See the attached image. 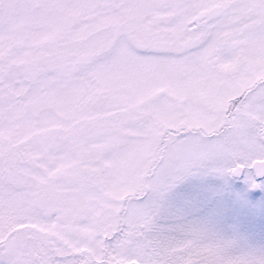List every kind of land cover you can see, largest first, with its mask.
<instances>
[{
    "label": "snow or ice",
    "instance_id": "snow-or-ice-1",
    "mask_svg": "<svg viewBox=\"0 0 264 264\" xmlns=\"http://www.w3.org/2000/svg\"><path fill=\"white\" fill-rule=\"evenodd\" d=\"M0 264H264V0H0Z\"/></svg>",
    "mask_w": 264,
    "mask_h": 264
}]
</instances>
